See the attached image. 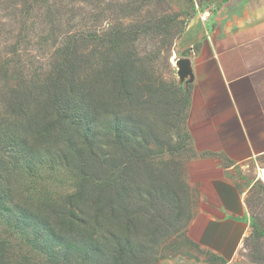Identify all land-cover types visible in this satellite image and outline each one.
<instances>
[{
	"label": "trees",
	"instance_id": "obj_1",
	"mask_svg": "<svg viewBox=\"0 0 264 264\" xmlns=\"http://www.w3.org/2000/svg\"><path fill=\"white\" fill-rule=\"evenodd\" d=\"M116 9L108 15L107 11L98 12L89 19L99 23L119 14L130 17L140 5L119 4ZM115 24L99 36L93 34L96 27L93 33L86 28L87 32L77 38L85 48L82 52L70 46L76 39L63 48L53 68L55 74L50 77L47 97H39L43 99L40 107L28 99L21 102L12 97L1 109L0 226L6 236L0 238V264H24L31 251L44 256L49 264L145 263L144 248L134 247L130 240L139 237V231L147 235L144 218L149 223L164 222V217L143 206L159 195L166 202L162 209L168 218L177 224L182 217L185 220L183 230L164 222L169 232L178 231V236L193 244L186 236L193 212L190 215L185 206L191 192L184 179L185 163L193 155L185 128L189 90L174 82H157L149 65L151 59L143 63L133 52L140 36L163 32L158 21ZM30 88H24L22 94ZM66 112L72 114V123L81 118L85 126L80 130L79 146L69 141L73 136L76 139V132L62 125ZM54 114L56 121L51 118ZM92 123L97 125L93 133L89 129ZM147 142L160 148L159 152L149 148ZM181 152L190 154L182 167L184 189L165 193L159 186L153 185L154 190L149 187L158 176V170L149 164L153 156ZM64 164L70 166L73 194L56 195L48 188L31 195V190L25 189V178H43L48 175L47 169L58 172ZM93 167H99L101 178H94ZM131 168L134 178L128 174ZM144 177L149 179L147 187ZM91 191L100 195L99 200L104 202L101 207L87 203L85 195ZM118 200L119 207L111 209ZM245 204L247 207V199ZM114 219L119 222L112 226ZM160 230L155 227L150 232L155 245L160 236L162 240L167 238ZM9 234L18 240L12 244L17 251L26 246L20 259L6 257L12 249L7 241Z\"/></svg>",
	"mask_w": 264,
	"mask_h": 264
},
{
	"label": "rangeland",
	"instance_id": "obj_2",
	"mask_svg": "<svg viewBox=\"0 0 264 264\" xmlns=\"http://www.w3.org/2000/svg\"><path fill=\"white\" fill-rule=\"evenodd\" d=\"M225 0H0V112L7 105L12 97L17 100L22 98L35 102L38 107L41 106L43 99L40 96L47 97V92L50 85V77L55 74L53 70L55 63L61 59L63 48L72 40L79 37L80 34L87 32L88 28L92 33L94 27L96 32L93 34L99 36L108 33L113 24H139V22H159L163 27V32L140 36L135 42L134 51L138 57L144 61L146 58L151 62L153 76L157 82L162 83H178L180 78L178 72L184 67L181 62L182 54H176L174 51V43L183 33V29L187 22L197 13L210 14L215 12ZM140 5V9L133 15L124 16L119 14L113 19L102 20L99 23L91 22L89 18H94L98 12L107 11L105 14H111L117 11L116 7L119 4ZM117 16V15H116ZM115 17V16H114ZM102 18V16L100 17ZM114 20V21H113ZM166 39L164 40V38ZM80 39L71 44V48L82 52L84 47L80 46ZM162 40V41H161ZM90 42V41H89ZM89 44V43H88ZM96 46H101V44ZM90 47L92 45H89ZM87 47L89 49L90 47ZM181 55V56H180ZM171 61V62H170ZM25 84H28L25 86ZM6 85V86H5ZM6 87V88H4ZM26 87L27 94H22V90ZM47 87V89H46ZM6 89H9L8 94ZM4 91V92H3ZM40 94V95H39ZM66 119H62V125L67 128H72L77 134L72 139L68 140L80 145V130L85 126L82 125L81 118L72 123V114L66 112ZM52 119L56 115H52ZM56 121V119H55ZM75 121V120H74ZM54 123V122H53ZM52 123V124H53ZM71 126H68L70 125ZM97 126V125H96ZM96 126L92 123L89 127L93 133L96 131ZM67 139V138H66ZM79 139V140H78ZM151 141V140H150ZM172 142L174 139L172 138ZM151 142H147V146L154 150ZM175 143V142H174ZM65 144V143H63ZM67 144V143H66ZM166 147H163L165 149ZM160 148L156 147L155 152H159ZM188 153L181 152L180 154L173 153L172 156L157 154L150 160L151 165L157 169L158 176L153 178L149 186L148 181L144 177L143 182L146 187L159 186V191L165 190V193L179 192L184 189L182 182V167L184 161L189 157ZM157 159V161H155ZM165 162V163H164ZM227 166L229 164H226ZM114 162H111L113 168ZM132 168L134 164L130 165ZM148 166V165H147ZM152 167V166H151ZM129 168V167H128ZM132 168L128 170V174L132 176ZM264 169V156L252 160L250 164L243 167H235L231 172V177L237 181L241 189H246L247 211L250 225V235L244 241V251L237 258L236 264H264V180L260 175ZM60 171L47 169L46 175L43 178L34 176L24 179L25 189L31 190L30 194L43 191L49 188L50 192L56 195H69L75 192V187L72 184L70 177V166L64 164L59 168ZM65 170V171H64ZM135 170V169H133ZM67 171V172H66ZM95 179L101 178L99 167L91 169ZM55 172H57L55 174ZM259 172V175H258ZM136 175V174H134ZM166 189H169L166 191ZM89 190V189H88ZM144 192H146L144 190ZM167 195V194H166ZM89 205L95 208L101 207L104 203L99 200L100 195L97 192H92L85 195ZM146 200V196L143 197ZM188 199L189 205H185L187 212L191 213L195 207V197L190 194ZM114 204V197L112 198ZM135 200L133 199L132 202ZM120 200L116 205H112L111 209L119 207ZM146 208L153 209L159 216L164 217V222L168 225L178 226L182 229L185 225V220L177 224L166 215V202L161 198H155L152 201H145ZM165 205V206H164ZM106 215V214H104ZM107 216V215H106ZM110 218V217H108ZM147 218V217H146ZM109 220V219H108ZM110 225L117 224L111 220ZM153 222V223H152ZM148 222L144 218L143 227L148 231L143 233L139 231V237L133 236L130 240L135 246L144 248L143 256H146L145 263L137 264H218L219 262L210 254L198 249L194 244L188 243L185 239L177 234L176 231L170 233L168 226L162 220ZM164 223L163 225L160 223ZM149 223V224H148ZM155 227H160L161 233H164L165 239L162 236L158 238L159 243H152L150 232ZM183 230V229H182ZM181 230V231H182ZM103 231V230H101ZM116 231V230H115ZM5 228L0 226V238L5 239ZM142 234V235H141ZM254 238H253V237ZM15 236L9 234L7 241L11 244H17L18 240ZM130 243V244H131ZM144 244V245H143ZM26 246L17 251L12 245V249L7 253L6 257L10 260L22 258V254L26 251ZM17 252H19L17 254ZM27 254V253H26ZM24 264H49L44 260V256L31 251L26 256Z\"/></svg>",
	"mask_w": 264,
	"mask_h": 264
},
{
	"label": "crops",
	"instance_id": "obj_3",
	"mask_svg": "<svg viewBox=\"0 0 264 264\" xmlns=\"http://www.w3.org/2000/svg\"><path fill=\"white\" fill-rule=\"evenodd\" d=\"M174 51L188 62L177 83L189 90L193 154L184 166L195 197L186 236L218 264H236L250 225L246 189L231 172L264 156V0H225L193 15Z\"/></svg>",
	"mask_w": 264,
	"mask_h": 264
},
{
	"label": "water",
	"instance_id": "obj_4",
	"mask_svg": "<svg viewBox=\"0 0 264 264\" xmlns=\"http://www.w3.org/2000/svg\"><path fill=\"white\" fill-rule=\"evenodd\" d=\"M181 62L183 63L184 66H186L187 63H188L186 60H181ZM181 69H182V68H181ZM181 69H180L179 72H178V74H179L180 77L183 76V72H182Z\"/></svg>",
	"mask_w": 264,
	"mask_h": 264
},
{
	"label": "bare ground",
	"instance_id": "obj_5",
	"mask_svg": "<svg viewBox=\"0 0 264 264\" xmlns=\"http://www.w3.org/2000/svg\"><path fill=\"white\" fill-rule=\"evenodd\" d=\"M170 62H171V61H170ZM260 175H261V176H263V177H262V179L264 180V169H263V170H261V173H260Z\"/></svg>",
	"mask_w": 264,
	"mask_h": 264
}]
</instances>
